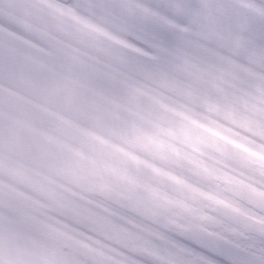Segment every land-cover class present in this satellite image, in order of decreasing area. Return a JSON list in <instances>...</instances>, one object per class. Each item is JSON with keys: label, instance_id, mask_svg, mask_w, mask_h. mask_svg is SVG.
<instances>
[{"label": "snow or ice", "instance_id": "snow-or-ice-1", "mask_svg": "<svg viewBox=\"0 0 264 264\" xmlns=\"http://www.w3.org/2000/svg\"><path fill=\"white\" fill-rule=\"evenodd\" d=\"M0 264H264V0H0Z\"/></svg>", "mask_w": 264, "mask_h": 264}]
</instances>
